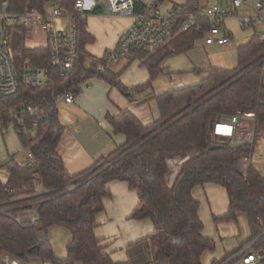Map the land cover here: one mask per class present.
Instances as JSON below:
<instances>
[{"label": "trees", "instance_id": "trees-1", "mask_svg": "<svg viewBox=\"0 0 264 264\" xmlns=\"http://www.w3.org/2000/svg\"><path fill=\"white\" fill-rule=\"evenodd\" d=\"M6 1L15 13L28 9L45 12L52 5L73 14L76 0ZM194 6L192 1L187 7ZM76 22V73L64 77L52 68L48 49H26L24 64L49 69L53 83L40 88L22 84L16 97L0 98L3 124L19 106L38 105L46 111L45 122L33 129L32 120L28 130L19 135L23 149L34 155V166L19 164L13 158L0 166V173L8 174L6 183L0 174V259L7 253L24 262L40 259L45 264H117L95 235L97 216L104 211V199L111 195L108 185L113 181L125 182L138 191L139 205L132 219H150L154 224V232L146 239L152 264H202L204 252L214 249V242L202 235L200 204L192 195L194 188L205 184L223 186L228 192L230 210L216 221H233L238 214H246L256 240L253 249L264 252V236L260 237L264 233V172L252 162L246 172L237 165L242 157L252 160L256 156V139L264 130V37L255 36L237 48L235 70L213 68L195 86L156 96L161 118L153 126L145 127L130 112L109 118L114 133L124 135L126 144L86 172L71 177L57 154L63 127L56 101L65 89H74L77 96L81 76H90V66L94 65L85 51L91 40L86 23L79 18ZM211 27L210 20L201 18L190 31L178 33L156 51L133 49L132 58L141 60L150 72L147 87L151 88L156 77L164 73L166 60L195 49ZM101 78L128 94L109 71ZM238 112L256 114L253 142H215L212 131L218 117L227 119ZM190 149L196 155L182 165L169 187L168 160L184 156ZM33 208L39 213V223L30 226L16 221L17 213ZM53 226L65 227L73 235L66 260H58L52 246L39 241V234H46Z\"/></svg>", "mask_w": 264, "mask_h": 264}, {"label": "crops", "instance_id": "crops-1", "mask_svg": "<svg viewBox=\"0 0 264 264\" xmlns=\"http://www.w3.org/2000/svg\"><path fill=\"white\" fill-rule=\"evenodd\" d=\"M148 1L150 0H134L138 12L146 8ZM155 1L163 13L170 12L174 7L188 6L192 2V0ZM212 1L222 6H229L231 0ZM53 8L54 6H49L48 11ZM86 9V32L91 40L85 45V51L90 56L89 63L98 64L117 45L126 29L133 23V17L109 13L106 0H86ZM236 14L248 16L252 15V12L248 8H243ZM233 22L239 25L234 18L227 19L223 23L224 30L228 32L232 42L233 35L230 26ZM57 25L60 28L68 29L70 22L67 19H60ZM249 29H251L249 33H244L245 42L241 46L246 45L255 36L264 37V21ZM202 41L205 43V39ZM229 44L230 41L222 46L205 43V48L218 47L220 52H227L230 50L227 46ZM47 47L48 40L44 33H25L20 30L12 33L13 60L22 58L26 49H47ZM188 53L182 54V56ZM174 58L176 56L164 62V73L156 77L151 88H148L147 85L151 81L148 68L143 65L141 60L133 59L130 54L128 58L112 65L109 71L112 76L118 77L117 81L126 88L128 94L123 93L115 83L100 78L94 81L91 88L82 90L73 103L63 101L57 104L59 122L63 127L57 154L71 177L81 175L126 144L124 135L114 133L109 118H117L123 112H130L145 127H151L161 118L154 99L156 96L195 86L208 76L209 70L214 68L201 70L190 61L185 60L183 61L187 66L185 70L175 72L170 70L172 65H169V62ZM244 124L246 131L248 128H253L251 122ZM246 131L244 135L247 137ZM22 152H24V156L20 161L19 157ZM194 155H196L195 150L190 149L186 155L168 160L170 173L167 183L169 187L174 184L182 165ZM26 157L27 151L23 149L20 137L16 132H10L7 136L0 134V166L12 158L19 164H24ZM261 160L262 158L255 156L250 161L264 172ZM254 161L256 162L254 163ZM0 174L3 182L6 183L8 174ZM108 188L111 195L104 199V211L97 216L95 229V235L100 240V245L117 264H152L146 239L154 232V224L150 219H132V214L139 205L138 191L120 181L109 183ZM192 195L200 204L199 216L204 227L202 235L214 242V249L204 252L202 264H244V257L249 253L256 254L259 264H264L259 253L253 249L256 240H253L246 214H238L236 220L233 221H216V219L227 215L230 210V200L226 188L216 184H205L194 188ZM38 238L41 243H49L52 246L58 260L63 261L68 258V245L73 239L70 230L62 226H53L46 234L40 233ZM0 263L45 264L40 259L24 262L7 253L2 255Z\"/></svg>", "mask_w": 264, "mask_h": 264}, {"label": "built area", "instance_id": "built-area-1", "mask_svg": "<svg viewBox=\"0 0 264 264\" xmlns=\"http://www.w3.org/2000/svg\"><path fill=\"white\" fill-rule=\"evenodd\" d=\"M193 8L174 7L170 12L163 13L155 0H150L146 8L136 12L134 0H106L109 13L118 16H132L133 23L126 29L117 45L111 49L98 63L90 66V76L82 75L77 89L81 92L92 87L95 80L105 75L112 65L126 59L135 48L149 51L157 50L168 44L176 34L190 31L201 18L212 22V27L205 39L207 45L222 46L230 41V36L224 30L223 23L230 18L238 21L242 28H252L264 21V0H231L229 6H222L212 0H192ZM203 3V4H202ZM248 8L252 15L239 16L236 12ZM86 0H76L74 13H65L58 7L51 11L26 10L21 13L11 12L6 0L0 1V98L11 99L16 97L21 85L40 88L53 83L49 69H34L25 64V69L18 74L11 53V37L16 30L30 33H44L48 40L50 64L59 70L62 76L69 77L76 73L79 64V36L76 20H86ZM60 19L70 22L68 29L58 27ZM264 70V69H263ZM76 98L74 89H65L56 104L60 102L73 103ZM33 120V121H32ZM37 128L46 121V111L38 105L19 106L10 120L3 124L0 120V134L7 136L10 132L19 135L29 128ZM256 121V114L252 112H238L225 119L218 117L212 131L214 141L230 144L252 143L253 129L244 123ZM247 132V137L244 132ZM25 164L34 166L35 159L31 151H27ZM251 164L247 157H242L237 165L246 172ZM19 223L35 226L40 221L39 213L33 208L16 214ZM244 264H259L256 254H247ZM1 264V263H0Z\"/></svg>", "mask_w": 264, "mask_h": 264}, {"label": "rangeland", "instance_id": "rangeland-1", "mask_svg": "<svg viewBox=\"0 0 264 264\" xmlns=\"http://www.w3.org/2000/svg\"><path fill=\"white\" fill-rule=\"evenodd\" d=\"M231 34L233 35V42L230 40V44L227 45V52H220L218 47L213 49L205 48L204 41H200L197 47L190 51L187 55H179L176 58L172 59L169 62L171 66V71L180 72L185 70L186 62L185 60L190 61L198 69L208 70L210 68H224L227 70H235L238 67V57H237V48L244 44V33H249L251 29H243L235 22L231 23L230 26ZM14 61V67L18 74H20L25 69V64L23 59L19 57ZM188 63V62H187ZM34 137V133H33ZM256 148L257 154L256 157L262 158L261 164L264 166V130L258 135L256 139ZM24 152L20 154L19 160L23 159ZM256 161H254L255 163ZM264 170V169H263Z\"/></svg>", "mask_w": 264, "mask_h": 264}, {"label": "water", "instance_id": "water-1", "mask_svg": "<svg viewBox=\"0 0 264 264\" xmlns=\"http://www.w3.org/2000/svg\"><path fill=\"white\" fill-rule=\"evenodd\" d=\"M262 236H264V233L260 237H262ZM258 255H259L261 261H263L264 260V252H259Z\"/></svg>", "mask_w": 264, "mask_h": 264}]
</instances>
